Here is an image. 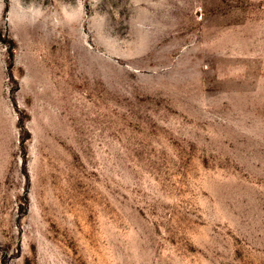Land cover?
I'll list each match as a JSON object with an SVG mask.
<instances>
[{
	"label": "rangeland",
	"instance_id": "374dc122",
	"mask_svg": "<svg viewBox=\"0 0 264 264\" xmlns=\"http://www.w3.org/2000/svg\"><path fill=\"white\" fill-rule=\"evenodd\" d=\"M0 264H264V0H0Z\"/></svg>",
	"mask_w": 264,
	"mask_h": 264
}]
</instances>
